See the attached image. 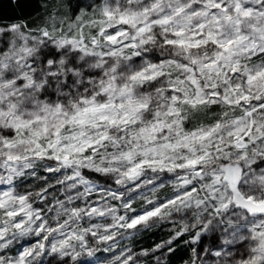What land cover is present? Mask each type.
Returning a JSON list of instances; mask_svg holds the SVG:
<instances>
[{"label": "snow or ice", "instance_id": "6c2138e0", "mask_svg": "<svg viewBox=\"0 0 264 264\" xmlns=\"http://www.w3.org/2000/svg\"><path fill=\"white\" fill-rule=\"evenodd\" d=\"M0 264H264V0L0 2Z\"/></svg>", "mask_w": 264, "mask_h": 264}, {"label": "trees", "instance_id": "16d2710c", "mask_svg": "<svg viewBox=\"0 0 264 264\" xmlns=\"http://www.w3.org/2000/svg\"><path fill=\"white\" fill-rule=\"evenodd\" d=\"M0 2H4L6 4L7 0H0ZM160 233H157V235H159ZM155 237H151V236H145L142 240H138L137 241V250H139V246L141 244H150L152 242V239H154Z\"/></svg>", "mask_w": 264, "mask_h": 264}]
</instances>
